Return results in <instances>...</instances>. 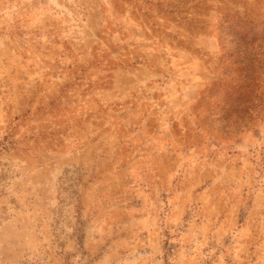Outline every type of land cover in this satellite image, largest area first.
<instances>
[{"label": "rangeland", "instance_id": "374dc122", "mask_svg": "<svg viewBox=\"0 0 264 264\" xmlns=\"http://www.w3.org/2000/svg\"><path fill=\"white\" fill-rule=\"evenodd\" d=\"M0 264H264V0H0Z\"/></svg>", "mask_w": 264, "mask_h": 264}]
</instances>
